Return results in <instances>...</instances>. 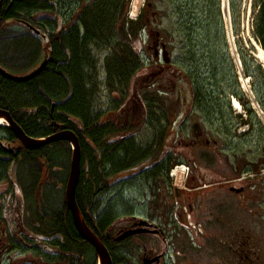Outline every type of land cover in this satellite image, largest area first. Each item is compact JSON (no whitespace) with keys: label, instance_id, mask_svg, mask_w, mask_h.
I'll return each instance as SVG.
<instances>
[{"label":"trees","instance_id":"16d2710c","mask_svg":"<svg viewBox=\"0 0 264 264\" xmlns=\"http://www.w3.org/2000/svg\"><path fill=\"white\" fill-rule=\"evenodd\" d=\"M119 1L116 0V5ZM231 1L235 5L236 1ZM216 2L209 12L213 11L215 18H220L218 0ZM129 5L130 0L125 4L127 9L122 18L116 14L104 15L101 11V14L69 22L50 19L49 0H3L0 5L2 32L7 33L10 40L31 37L33 34L29 27L36 34L40 32V37L47 36L42 41L44 43L38 39L35 41L42 57L39 67L46 63L39 73V67H35L16 75L0 66L13 76L22 77L21 80H13L0 73V109L10 112L12 119L29 137L42 139L57 128L76 133L82 151V172L76 200L86 224L109 249L115 246L110 244L112 233L131 213L129 210L122 212L130 205V196L113 191V179L132 174L133 168L145 162L146 167L153 170L147 174L145 188H152L158 175L156 169L166 167L165 177L168 179L170 168L166 165L174 152L175 142L183 134L179 127L187 118L184 112L188 108L186 103L202 101L205 94V88L197 85L190 71L183 67L167 71L163 65L165 60L156 55L165 48L172 59L178 47L167 44V40H173L176 32L164 28L153 35L150 27L158 20L163 22L167 18L172 22L175 15H180L184 25H189L186 27L188 30H183V36L188 39L182 41L181 48L187 50L188 58H194L196 53L206 51L207 47L193 42L191 22L196 18L192 11L183 5L155 10V1L147 0L144 13L136 21L126 22ZM126 23L128 31H125ZM80 27L85 30L81 36L74 31ZM157 41L164 44V48L155 45ZM96 43L113 50V55L105 59L104 69L108 80L119 81L118 93L122 90L126 94L116 100L112 109L102 112L93 109L97 86H91L94 84L91 75L96 70V62L89 48ZM225 93L219 95L224 97ZM128 102L138 111V119L134 122L140 120L153 131L146 147L137 146L135 137L128 136L133 127L129 122L126 124L125 115L119 124L109 118L111 110L126 109ZM3 139L16 142L20 150L14 158L19 163L29 164L39 176L29 190L34 194L31 195L33 201L40 204V212L36 215L43 243L47 245L43 254L45 264H95L94 253L89 256L84 250L85 246H91L78 235L66 203L61 210L54 211L45 202L46 186L56 183L57 189L62 190L67 185L70 151L72 154L70 144L53 142L29 151L22 147L14 130L0 125V140ZM66 151L67 155H64ZM62 154V159L57 162ZM0 155L7 157L8 153L2 148ZM7 166L5 160L0 162V175L2 172L7 175ZM125 254H115L114 264H128L129 258Z\"/></svg>","mask_w":264,"mask_h":264},{"label":"flooded vegetation","instance_id":"af4514ba","mask_svg":"<svg viewBox=\"0 0 264 264\" xmlns=\"http://www.w3.org/2000/svg\"><path fill=\"white\" fill-rule=\"evenodd\" d=\"M261 1L254 17V33L264 51V0ZM49 4L51 20L76 21L75 18L91 17V14H101V11H104V15L118 14L116 0H49ZM119 6L122 9L121 3ZM77 24H80V20ZM28 29L35 41L47 39V36L40 37V32L36 34L32 27ZM74 31L80 36L85 33L82 27ZM157 44L163 48L165 46L158 41ZM163 62L169 69L171 61ZM261 87L259 97L264 100V85ZM192 102L186 104L191 105ZM127 104L126 109L121 111L111 110L109 118L119 124L125 115L126 124L129 122L133 127L132 131H128V136L135 137L137 146L146 147L151 137L144 140L140 134L149 127L146 128L140 120L134 122L138 119V111L129 102ZM203 118L204 125L193 124V138L189 140L184 138L186 119L181 122L179 131L183 134L175 142L174 152L166 165L170 168L168 179L165 177L166 167L156 169L158 175L152 188H145L147 174L153 171L146 167V162L133 168L132 174L113 179L112 189L117 194L130 196L132 193L137 196L129 198L131 216L122 219L112 233L110 244L115 246L109 249L106 245L112 264L115 263L114 255L122 254L118 251L120 244L127 240L140 249L141 256L137 255L139 264L145 260L152 261L150 264H264V152L263 156L255 159H245L243 155L231 156L227 153V144L222 142L219 135L225 136L227 128H220L223 126L220 125V129L214 130L213 125L209 126L206 122L207 112ZM252 121L251 118L247 120L248 123ZM60 131L57 128L49 136ZM256 136L257 132L251 130L244 134L245 138ZM20 144L24 147L22 142ZM2 148L8 156L0 155V162L5 160L8 166L7 175L3 172L0 175V264H45L43 254L47 245L43 243L44 237L39 232L40 223L36 215L40 212V204L35 200V209L25 207L27 198L14 172L22 164L14 158L20 149L15 141L8 139L0 140V151ZM183 151L188 154L183 155ZM178 165L188 167L181 189L176 188L170 177L171 170ZM138 209H145L146 212L137 214ZM125 229L148 231L119 240L120 233ZM176 230L179 231V243L174 242L176 236L170 237V233ZM145 237L151 241L143 243ZM90 246H85L84 250L90 256L93 249L96 256L94 247ZM96 259L95 264H98L97 256Z\"/></svg>","mask_w":264,"mask_h":264},{"label":"rangeland","instance_id":"374dc122","mask_svg":"<svg viewBox=\"0 0 264 264\" xmlns=\"http://www.w3.org/2000/svg\"><path fill=\"white\" fill-rule=\"evenodd\" d=\"M124 1L127 2L128 0H120L118 2L119 5L121 3L122 9L119 5H116L118 10L116 16L118 15L120 18H122L123 13H125L127 9L124 5L126 2ZM146 1L147 0L144 1V7L139 12H135L134 15L132 13L133 18L134 16L137 17L144 13L147 8ZM154 1L156 5L155 10L174 9L177 8L178 5H183L185 8L187 6L186 9L189 8L196 18V20L191 22L193 25L191 34L193 42H197L198 44L202 43L203 46L207 47L206 51L196 53L194 58H188L186 56L185 52H187V50L182 49L181 46L182 41L188 39L183 36V30L189 25H184V20L180 15H175L172 22L165 18L163 22H160V20L154 21L155 23L150 26L153 35H156L157 32H161L164 28H169L176 32L173 40H167V44L169 43L171 46L178 47V51L177 49L174 51L172 59H170L171 64L169 69H165L171 71L172 69L177 70L178 68V70H180V67L186 68L193 74L197 85L205 88L204 97L201 99L202 101L196 100L192 102L184 111L187 116V123L184 126V138L187 140L193 138V124L199 123L200 125H204L203 116L204 113L207 112L208 118L206 122L209 126L213 125L211 127L214 130L220 128H227L228 130L225 136L219 134L222 142L228 146L227 153L231 156L243 155L245 159H251L253 157L255 159L259 155L260 157L263 156L264 100L259 97V94L261 92V86L264 85V62L258 60L256 57L255 46L253 44V42L259 44L256 40V33H254V17L258 5L263 1L234 0L236 3L233 5L232 1L228 0V17L230 25L227 23L226 14L223 11L222 0H218L220 18H215L213 11L212 13L209 12L214 5L217 4L216 0ZM131 2L132 0H130V4ZM123 6H125V8H123ZM130 7L125 16L126 22L131 21L128 17V14L131 12L130 10H132ZM129 15L131 16V13ZM219 19L222 24L219 23ZM186 29L188 30V28ZM128 30V23H126L125 31ZM135 48H139L138 44H136ZM89 49L93 56L92 59L96 62L95 72L93 71V75H88V77L90 75L93 77L94 84H91V86H97L93 109L96 112H102L108 107H114L116 100L126 94L125 91L122 93V90L119 91L120 94L118 93L119 81L114 79L108 80L104 69L105 59L113 55V50H109L100 43H96L94 46L92 45ZM40 57L41 53L39 52V48H37V42H35L32 37L29 36L26 39L16 37V39L10 40L7 33L2 32V26L0 25V66L2 68L5 70L8 69L10 72H13V74L21 75L32 70V67H39L38 60ZM160 57V59L164 60L162 56ZM246 80L247 83H244ZM244 85L247 86V88H245ZM224 92H226L224 97L219 95ZM250 92L253 97H250ZM118 94L120 97L117 96ZM233 98L239 100L243 110L241 109L238 111L231 107ZM205 103L206 105H204ZM249 118L253 120L252 123L247 122ZM220 125L223 126L220 127ZM249 130L257 132V136L245 138L244 134L248 133ZM152 132V129L147 128L140 134V137L147 140ZM184 154H188V152L183 151V155ZM253 154L256 156H253ZM64 155H67V151ZM69 155H71V151ZM62 157L63 154L56 159L57 162L60 161ZM68 160L70 165V157ZM184 166L178 165L177 167L185 168V173H187L188 167ZM174 168H176V166ZM251 173L252 172H249L248 174ZM262 173H264L263 169ZM17 176L19 184H21V188L27 198L25 207L27 208L28 206L27 209L30 210L35 209V200L33 201V197H31V195L33 196L34 194L31 192L32 190H29V187L32 186L34 179L39 178V176L35 174L32 167L27 163H22V165L19 166ZM174 180L177 186L176 188L179 187L178 189H181L180 187H183L182 184L184 181L177 180L176 178H174ZM64 191L65 188L62 190L57 189L56 183H52L45 187V202L52 210L56 211L62 209L65 199ZM262 192L264 193V189H262ZM128 195L129 194H125V196ZM132 196L135 197L137 195L131 193L129 198ZM105 201H109V199H105ZM127 210L128 207L126 206V209L122 212L127 213ZM145 212V209L136 210V213L141 215ZM129 216H131V214L126 217ZM178 233V230H176L175 233H170V237L173 238L176 236L174 240L176 243L178 242ZM190 236L193 238L192 233H190ZM186 240H188V236ZM146 241L149 242L151 240L149 237L142 239L143 243ZM118 251L126 253L125 255L129 258L128 264H139L136 255L140 257L141 251L138 248L136 249L135 244L132 242L126 241L120 244ZM93 253L95 256L94 250L91 249L90 255H93ZM134 253H136V255ZM200 261L205 260L201 259Z\"/></svg>","mask_w":264,"mask_h":264},{"label":"water","instance_id":"95a60500","mask_svg":"<svg viewBox=\"0 0 264 264\" xmlns=\"http://www.w3.org/2000/svg\"><path fill=\"white\" fill-rule=\"evenodd\" d=\"M3 0H0V5ZM156 55H159V51L156 53ZM162 56L166 61L168 62V54L164 48L162 51ZM46 66V63L43 62V64L39 67L38 73ZM37 71V70H36ZM0 73L2 76L11 78L13 80H21L22 77H16L11 75L10 73L6 72L0 67ZM0 121H4L7 127H10L12 130H14L18 140L22 142L24 147L29 150H38L44 145L53 143V142H68L71 145L72 148V154H71V162L69 167V176L67 179V185L65 189V203L70 211V214H72L73 218V224H75L76 230L78 235L81 236V238L87 242L89 245H92L96 251V256L98 257V264H112V257L110 256V253L106 247V245L103 244L102 240L93 232L91 228H89L88 224H86L85 219L83 217V214L80 211L79 205L77 203V187L80 183V177H81V166H82V151L80 148V141L77 137L76 133L63 129L62 131L58 133H54L53 135L42 137V139H36L33 137H29L25 131L12 119V116L10 112L4 111L0 109ZM148 231L146 229L144 230H131V229H125L122 230L119 236V240H125L134 234ZM152 261L145 260L142 264H150Z\"/></svg>","mask_w":264,"mask_h":264},{"label":"bare ground","instance_id":"6f19581e","mask_svg":"<svg viewBox=\"0 0 264 264\" xmlns=\"http://www.w3.org/2000/svg\"><path fill=\"white\" fill-rule=\"evenodd\" d=\"M144 1L145 0H132L131 2V17L132 16V13L133 15L135 14V12H139L143 7H144ZM223 2V11L225 12L226 14V19H227V23H229V17H228V0H222ZM230 25V23H229ZM231 39V38H230ZM232 40V39H231ZM230 40V41H231ZM232 42V41H231ZM254 46H255V54H256V57L258 58V60L264 62V51L263 49L261 48L260 44H257L255 42H253ZM239 59V58H238ZM244 83H247V80L244 82ZM245 86V85H244ZM245 88H247V86H245ZM250 89V88H249ZM231 107L233 109H237L238 111L242 109V106H241V103L239 102L238 99H235L234 102L231 103ZM243 110V109H242ZM240 113V112H239ZM0 124H4V121H0ZM185 168L183 167H178L176 169H174V172L172 173L171 177L174 179L176 178L177 180H181V181H184L185 180ZM180 181V182H181Z\"/></svg>","mask_w":264,"mask_h":264},{"label":"built area","instance_id":"2783aa9c","mask_svg":"<svg viewBox=\"0 0 264 264\" xmlns=\"http://www.w3.org/2000/svg\"><path fill=\"white\" fill-rule=\"evenodd\" d=\"M133 18V17H132Z\"/></svg>","mask_w":264,"mask_h":264}]
</instances>
